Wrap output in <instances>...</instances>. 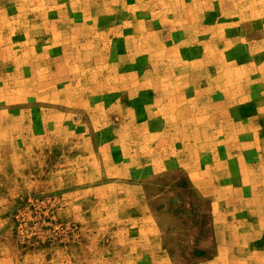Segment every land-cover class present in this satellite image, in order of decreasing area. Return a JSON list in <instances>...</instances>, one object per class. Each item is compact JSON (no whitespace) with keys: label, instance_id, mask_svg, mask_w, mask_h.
I'll return each mask as SVG.
<instances>
[{"label":"rangeland","instance_id":"obj_1","mask_svg":"<svg viewBox=\"0 0 264 264\" xmlns=\"http://www.w3.org/2000/svg\"><path fill=\"white\" fill-rule=\"evenodd\" d=\"M209 82L244 94L234 135L264 102V0H0V264H264L255 196L206 193L241 165L197 178L204 129L180 144Z\"/></svg>","mask_w":264,"mask_h":264},{"label":"crops","instance_id":"obj_2","mask_svg":"<svg viewBox=\"0 0 264 264\" xmlns=\"http://www.w3.org/2000/svg\"><path fill=\"white\" fill-rule=\"evenodd\" d=\"M196 0H193V2ZM213 82H209L206 84V94L205 99L207 103V112H206V120L202 126H199L198 119V111L197 108L192 106L194 104L195 99H197V95L192 93L190 90V103L189 108H185L183 106H178L176 109L177 114H186V111H189V121L190 122H179V125L183 127V130L187 132V137L189 140L186 142L185 139L180 143L181 146H197L199 143L196 138H192L193 135L197 133L199 129H204V135L206 136L205 148L207 152H211V157L207 158L204 162H200V169L194 171V174L197 175V178H218L219 174H221V179L224 180L231 175L230 166L231 160L236 159L237 163L241 165V172L243 174V185L242 186H217V192L215 190L214 193L206 191V193L212 195H236L235 193H241L246 195H254L253 198H247L246 203L252 202L253 199L257 200L252 206L245 207L244 211L254 210L255 217H250V219H239V223L242 225L244 222L248 223L247 228L244 229L240 235L239 241L247 244L257 241L262 238L258 235V233L264 229V188L261 186H253L247 187L246 184L250 183L251 180V163H249V156H246L245 153L239 152L234 155L230 152L231 147H236L237 145L243 147H253L258 154H256L257 164H261L264 161V102L256 107L253 114L250 115L248 119H236L232 123L235 125L233 129H235L236 133L234 135L230 134L231 124H230V113L231 106L232 108L238 107L239 103L235 102L231 104V97L239 100L244 94L241 92H232L229 93V89L225 90L223 87L213 89ZM181 89L179 92L182 94ZM249 97H251L249 95ZM252 98V97H251ZM238 103V104H237ZM237 105V106H234ZM239 129V132H238ZM244 134H249L246 136ZM193 140L195 141L193 143ZM184 142V143H183ZM186 142V143H185ZM196 144V145H195ZM194 145V146H193ZM218 148H225V152L221 153L217 151ZM217 153L215 154V152ZM193 162V161H192ZM191 162V163H192ZM255 162V161H254ZM256 171V170H255ZM193 175V173H191ZM261 173H256V178L262 179ZM196 178V179H197ZM257 179H254L253 184H258ZM249 191L247 194L246 191ZM218 193V194H217ZM238 195V194H237ZM256 196H259L256 197ZM262 197V198H261ZM217 200V198H216ZM246 228V226H245ZM246 253V248L244 249ZM264 252V249L262 250Z\"/></svg>","mask_w":264,"mask_h":264}]
</instances>
